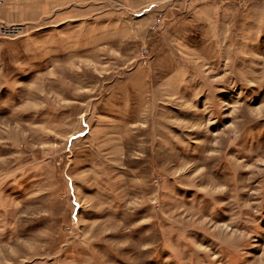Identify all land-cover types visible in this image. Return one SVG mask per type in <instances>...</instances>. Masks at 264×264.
Wrapping results in <instances>:
<instances>
[{
    "label": "rangeland",
    "instance_id": "374dc122",
    "mask_svg": "<svg viewBox=\"0 0 264 264\" xmlns=\"http://www.w3.org/2000/svg\"><path fill=\"white\" fill-rule=\"evenodd\" d=\"M48 11L0 34V264H264V0Z\"/></svg>",
    "mask_w": 264,
    "mask_h": 264
},
{
    "label": "crops",
    "instance_id": "0c3cea01",
    "mask_svg": "<svg viewBox=\"0 0 264 264\" xmlns=\"http://www.w3.org/2000/svg\"><path fill=\"white\" fill-rule=\"evenodd\" d=\"M59 1L68 2L75 0H5L0 9V19L6 24H14L25 20L37 19L48 13V9ZM80 1V0H76ZM27 8V9H26Z\"/></svg>",
    "mask_w": 264,
    "mask_h": 264
},
{
    "label": "built area",
    "instance_id": "2783aa9c",
    "mask_svg": "<svg viewBox=\"0 0 264 264\" xmlns=\"http://www.w3.org/2000/svg\"><path fill=\"white\" fill-rule=\"evenodd\" d=\"M4 1L5 0H0V9H1ZM159 21H160V16L156 15L151 20L150 27L153 28V27L157 26L159 24ZM18 29H19L18 24L7 25L6 23H4L3 21L0 20V34L11 35V34H14V32H16Z\"/></svg>",
    "mask_w": 264,
    "mask_h": 264
}]
</instances>
